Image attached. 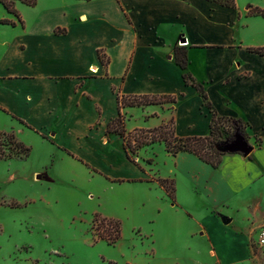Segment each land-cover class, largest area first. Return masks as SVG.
<instances>
[{
    "label": "crops",
    "instance_id": "crops-1",
    "mask_svg": "<svg viewBox=\"0 0 264 264\" xmlns=\"http://www.w3.org/2000/svg\"><path fill=\"white\" fill-rule=\"evenodd\" d=\"M235 5L37 0L29 6L17 1L23 24H0L7 29L0 42V108L48 134L57 156L73 155L127 189L137 184H147V191L159 188L155 214L183 212L195 226L191 237L198 235L204 243L202 248L178 244L173 227L162 236L150 232L151 246L139 252L142 264H178V254L205 249L213 259L207 264H264V246L254 242L264 226V55L247 49L264 47V17L250 14L249 5ZM250 5L264 9V0ZM1 17L14 15L2 12ZM175 46L186 48L187 71L202 84L215 113L246 124L248 143L257 140L250 154L225 153L212 167L189 152H166L167 172L153 173L152 166L139 167L127 157L119 134L106 132L118 115L120 93L176 97L175 103L123 108L125 117H135L132 126L126 119L129 132L172 121L178 137L209 133L211 110L195 87L184 82L174 62ZM159 179L172 181L174 199ZM148 203L145 199L141 206ZM251 237L254 246L248 243ZM160 239L163 253L171 249L172 263L164 254L155 259ZM232 240L236 242L222 247L221 242ZM187 264L198 263L188 258Z\"/></svg>",
    "mask_w": 264,
    "mask_h": 264
},
{
    "label": "rangeland",
    "instance_id": "rangeland-1",
    "mask_svg": "<svg viewBox=\"0 0 264 264\" xmlns=\"http://www.w3.org/2000/svg\"><path fill=\"white\" fill-rule=\"evenodd\" d=\"M235 1L246 7L261 0ZM2 12L9 13L0 4V14ZM6 36L7 29L0 28V42ZM127 117L128 126L134 125L135 117ZM243 128L246 131V125ZM3 132L12 133L30 150L26 157L0 159V264H142L139 252L151 246L146 234L162 236L168 227H173L172 235L178 244L187 242L199 248L204 246L198 235L191 237L195 226L183 212L164 210L160 215L155 214L154 196L159 188L147 191V184L143 187L137 184L134 190L127 189L119 181L81 164L82 161L73 160V155L57 156L48 134L43 135L22 124L15 115L0 108V133ZM253 142V145L257 144V140ZM122 148L125 151L123 140ZM147 148L149 152L145 153ZM1 151L4 154L11 152L10 144L2 134ZM166 152L164 142L156 141L138 149L131 161L139 167L152 166L153 173L167 172ZM38 175L41 176L39 179ZM166 184L170 186L169 182ZM145 199L150 203L143 207L141 202ZM95 215L118 220L120 238L114 242L97 238L95 226L100 219L94 223ZM235 242L221 243L224 247ZM252 242L251 237L249 245H253ZM254 242L257 243V235ZM160 244L165 249L161 239L155 242L159 251L157 260L162 254L167 257L171 253V249L163 253ZM177 256L178 264H187L188 258L198 264L213 260L207 249L201 253L186 251ZM174 258L164 259H170L172 263ZM132 260L134 263H130Z\"/></svg>",
    "mask_w": 264,
    "mask_h": 264
},
{
    "label": "trees",
    "instance_id": "trees-1",
    "mask_svg": "<svg viewBox=\"0 0 264 264\" xmlns=\"http://www.w3.org/2000/svg\"><path fill=\"white\" fill-rule=\"evenodd\" d=\"M21 2L25 5L33 6L37 3V0H0V4L4 9L13 14L15 20L8 18H1L0 22L4 24H23V20L17 9L15 8L16 2ZM217 2L221 5L235 8V0H210ZM248 12L253 15H261L264 17V9L258 6L249 5ZM249 51L264 55V47H248ZM98 56L103 63H106L100 51ZM174 62L181 69L182 77L186 84L192 85L198 91L203 98V103L211 110L212 116L209 124V133L204 136H187L178 137L174 134L172 121H168L158 127L152 129L135 128L132 131H127L125 128V115L122 109L125 107L132 106H146L150 104H164V103H175L176 97L168 94L162 95H151V94H120L117 93L118 101V115L108 122L106 132H114L119 134L123 139V147L126 151L127 157L132 160V155H136L137 150L144 145L162 141L165 144L166 151L172 155L178 152H189L197 156L201 161L217 167L220 162L222 155L228 152L222 151L221 146L232 141L235 134L239 133L245 140H248L247 134L243 128L245 123L240 119L232 117L218 116L212 109L210 102L207 100V95L204 91L202 84L195 81L191 74L187 71V56L186 48L184 46H175L173 50ZM19 122L27 124L18 119ZM6 137V140L10 144L11 152L4 154L0 152L1 158H11L12 156L26 157L29 154V147L24 145L22 142L16 139V137L10 133H0ZM167 182L170 186H167ZM159 184L165 188L169 197L174 199V187L171 180L159 179ZM96 223L95 229L98 230L97 238L107 239L110 242H114L121 236V225L118 220L112 218H99L95 215L94 223Z\"/></svg>",
    "mask_w": 264,
    "mask_h": 264
},
{
    "label": "water",
    "instance_id": "water-1",
    "mask_svg": "<svg viewBox=\"0 0 264 264\" xmlns=\"http://www.w3.org/2000/svg\"><path fill=\"white\" fill-rule=\"evenodd\" d=\"M182 41L184 42V39H182ZM220 149L225 152H238L243 155H248L252 151L253 146L250 145L239 133H236L233 140L221 146ZM37 178L39 179L40 176L38 175ZM225 223H227V221H225Z\"/></svg>",
    "mask_w": 264,
    "mask_h": 264
},
{
    "label": "built area",
    "instance_id": "built-area-1",
    "mask_svg": "<svg viewBox=\"0 0 264 264\" xmlns=\"http://www.w3.org/2000/svg\"><path fill=\"white\" fill-rule=\"evenodd\" d=\"M258 246H264V226L260 227L257 231V243Z\"/></svg>",
    "mask_w": 264,
    "mask_h": 264
}]
</instances>
